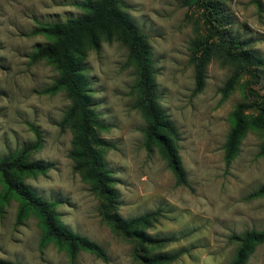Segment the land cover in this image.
<instances>
[{
  "label": "rangeland",
  "instance_id": "obj_1",
  "mask_svg": "<svg viewBox=\"0 0 264 264\" xmlns=\"http://www.w3.org/2000/svg\"><path fill=\"white\" fill-rule=\"evenodd\" d=\"M81 1L0 0V157L34 142L30 124L37 126L43 144L30 159L51 168L24 183L55 201L62 224L104 247L108 258L80 251L72 263L53 242L41 248L38 217L30 213L17 223L19 203L12 199L0 210V258L18 264H140L133 257V243L102 220L99 198L69 156L73 131L62 126L70 104L65 91L42 92L59 71L46 60L30 63L31 53L50 42L31 31L40 23L80 15ZM219 1L226 26L249 39L252 51L264 57V0ZM122 3L148 37L158 102L180 133L177 143L188 184L178 185L159 149L145 146L146 120L135 107L136 69L128 64L124 44L103 39L99 50L87 52L84 65L92 107L108 126L100 135L111 144L103 159L115 179L118 212L127 218L159 210L162 215L148 232L168 239L162 252H180L170 264H230L238 247L231 236L264 228V197L249 198L264 186L261 132L248 130L231 163L225 160L230 114L245 99L243 80L222 101L221 88L233 67L212 59L204 88L193 93L190 57L193 41L204 35L205 27L200 10L189 0ZM257 88L264 91V69ZM247 264H264V243L256 246Z\"/></svg>",
  "mask_w": 264,
  "mask_h": 264
},
{
  "label": "trees",
  "instance_id": "obj_2",
  "mask_svg": "<svg viewBox=\"0 0 264 264\" xmlns=\"http://www.w3.org/2000/svg\"><path fill=\"white\" fill-rule=\"evenodd\" d=\"M201 12L205 33L193 41L190 60L194 67L195 87L199 93L205 86L207 66L212 59L233 67L231 75L221 88V100L243 80L245 99L239 102L232 113L231 129L225 143V160L229 165L239 150L242 137L248 130L260 131L264 138V91L257 86L262 79L264 57H259L250 48V40L234 33L226 24L223 3L219 0H189ZM122 0H82L77 5L82 13L65 21L40 23L31 34L45 35L50 42L38 47L30 55V63L46 60L59 71L54 82L42 90L55 94L65 91L70 104L62 119L63 127L73 131L72 148L69 156L75 169L82 173L99 198L102 220L124 239L132 242L133 257L140 264H170L180 252L166 253L161 249L168 239L151 235L148 230L161 217L159 210L123 217L118 212L120 201L114 188V177L106 166L103 154L111 146L100 132L108 126L92 107L84 59L89 50H99L103 39H116L128 49V64L136 69L133 89L137 95L135 107L146 120L144 128L145 146H155L166 159L178 185H187L186 170L179 155V131L170 121L158 102L155 84L154 63L150 57L151 46L141 27L122 8ZM35 134L34 142L20 149L9 151L0 157V210L12 199L18 201L17 223L34 213L42 227L40 247L50 242L66 250L73 263L80 251H87L107 260V251L97 242L72 232L62 224L55 201L45 200L24 183L29 176L46 174L51 164L31 160L33 152L42 147L43 139L37 126L30 124ZM259 155H264V141ZM264 197V186L253 191L249 198ZM238 242L235 256L230 264H247L256 246L264 243L262 230H247L234 234ZM0 264H18L0 258Z\"/></svg>",
  "mask_w": 264,
  "mask_h": 264
}]
</instances>
